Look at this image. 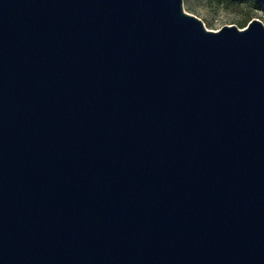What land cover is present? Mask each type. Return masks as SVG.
<instances>
[{
    "label": "water",
    "instance_id": "obj_1",
    "mask_svg": "<svg viewBox=\"0 0 264 264\" xmlns=\"http://www.w3.org/2000/svg\"><path fill=\"white\" fill-rule=\"evenodd\" d=\"M0 264H264V25L0 0Z\"/></svg>",
    "mask_w": 264,
    "mask_h": 264
},
{
    "label": "rangeland",
    "instance_id": "obj_2",
    "mask_svg": "<svg viewBox=\"0 0 264 264\" xmlns=\"http://www.w3.org/2000/svg\"><path fill=\"white\" fill-rule=\"evenodd\" d=\"M181 7L210 30H217L222 24L241 28L251 18L264 25V7L255 0H181Z\"/></svg>",
    "mask_w": 264,
    "mask_h": 264
}]
</instances>
